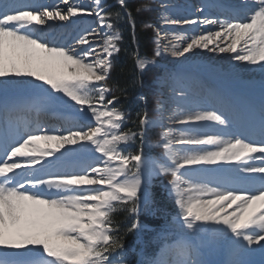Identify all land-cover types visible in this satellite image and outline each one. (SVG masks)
<instances>
[{
  "label": "snow or ice",
  "instance_id": "6c2138e0",
  "mask_svg": "<svg viewBox=\"0 0 264 264\" xmlns=\"http://www.w3.org/2000/svg\"><path fill=\"white\" fill-rule=\"evenodd\" d=\"M62 3L66 10L59 5L0 2V89L30 90L27 98L0 101V110L9 113L20 105L46 107L64 103L66 97L79 106L80 116L63 132L49 134L37 125L35 131L26 128L19 139L0 146V264H132L114 215L124 213L131 219L126 232L139 230L138 216L142 209L151 207L150 187L157 176L167 178L166 188L177 209L171 224L181 230V237L176 243L165 242L161 249L171 259L156 256L143 264H207L200 257L209 232L214 239L230 235V255L247 253L254 244L264 252V109L259 142L240 135L201 132L195 127L179 131L165 127L160 100L154 109L156 119L143 110L136 114L133 127L125 129L128 116L114 106L116 95L109 98L112 88L107 81L115 67L113 57L120 51L122 37L117 24L125 16L135 39V21L126 0H117L123 12L107 10L101 6L102 0H94L95 10L69 0ZM240 6L244 11L239 18L206 17L199 23L218 25L217 31L206 30L190 37L174 35V42L166 44L165 51L173 57H182L194 48L236 53L232 59L259 64L264 70V0H240ZM148 10V2L136 9ZM79 14L94 15L100 30L83 29L72 48L35 34L39 31H34L36 25L65 21ZM164 23L197 21L166 16ZM157 37L155 55L159 56V31ZM221 40L229 43L221 46L217 43ZM133 59L140 74L155 63L138 53ZM10 77H29L40 83ZM139 99L146 98L141 95ZM168 119L172 125H229L224 114L207 109L173 114ZM154 127L162 129L153 145L162 149L157 159L144 154L148 129ZM38 140L54 141L55 146L51 150L40 148L35 144ZM137 141L139 146L128 151L127 147ZM77 144L98 153L96 163L78 171H53L46 166V157H55L66 145ZM225 164L235 166L225 177L227 186L189 178L193 171H213L191 166L216 165L219 167L215 171L224 173ZM233 180L244 186L258 183L259 187L249 193L232 186ZM228 264L241 262L231 259Z\"/></svg>",
  "mask_w": 264,
  "mask_h": 264
},
{
  "label": "rangeland",
  "instance_id": "374dc122",
  "mask_svg": "<svg viewBox=\"0 0 264 264\" xmlns=\"http://www.w3.org/2000/svg\"><path fill=\"white\" fill-rule=\"evenodd\" d=\"M137 1L139 3L148 2L151 4V10L143 11L149 14L148 22H146L144 26L146 29H149L150 32L152 33V42H153V57L148 60L155 61V63L149 64L146 68V69L152 70L153 72V78L148 84L149 89H150L149 94L152 98V103H153V109L151 113L147 112L150 118L152 119L157 118L158 114L154 111L157 100L162 101L164 109L166 111L167 109H170V110L178 109L181 112H188L192 110H201V109L215 110L216 106L211 105L212 102L210 104L209 100L216 99L215 96L217 94L220 95L219 91H222V90L231 91V94H227L223 96L224 98L223 101H229V100L237 101L238 100L237 95H235L234 93H241V92L244 93L245 92L248 94V92L245 89H243V87L250 88V87H253V85L260 86L261 84H264V75L259 74L257 69L251 70L252 68H250L247 62H241V61H236L232 59V57L236 55V53H229V52L220 53L218 51L212 52L207 49L198 48L199 50H197V53L195 54L196 56L191 54L192 51H190L189 53H186L182 57H173L171 55L167 56L165 54L163 55L162 53L167 52L165 51L164 46L168 44L170 41L174 42V40H172L168 36L169 33L171 34L177 33L178 35L180 34V35L185 36V33L182 32L183 24L175 25V24L164 23V17L166 16L175 18L173 14L170 13V10H169L170 4L173 1L175 2L177 1L181 3V0L180 1L179 0H137ZM185 1H188V0H185ZM216 1H218L221 4L230 6L231 8L232 7L236 8V6H238V4L240 3V0H216ZM106 2L107 0H103L101 3V6L104 7ZM126 2L127 3L136 2V0H126ZM189 2H192L194 5H196L195 8L198 7L197 0H189ZM93 17L97 21V18L94 15ZM205 18H202V19L199 18L198 20L201 21ZM70 19L68 20L70 21ZM176 19H186V16L177 17ZM213 19H216V18H213ZM68 20H65V21L55 20L53 22H56V23L59 22L58 25L61 26L62 28L63 24L66 23V21ZM147 25H151V27H148ZM199 25L205 26L207 24H199ZM117 27L119 28L120 32H122L123 24H122V28L120 26H117ZM211 27L212 28L209 29L210 31L214 32L218 30V25H212ZM85 28H89V27L86 24L85 20H82L78 26H72L68 29H64L62 34L65 38H69V39H72L73 37L77 38V35L80 34L82 30ZM206 30L201 29L199 30L198 34ZM130 31L133 35L132 28ZM157 31H159L160 33L159 38L162 41L159 47V51H160L159 56L155 55V52L157 50L156 41L158 39ZM52 43L60 44L58 38L54 39ZM217 43H220L221 45L223 43L227 44L229 43V41L221 40V41H217ZM209 47H212V45H210ZM115 56L116 54L114 55V57ZM181 60L188 61L189 64H187L186 66H184L185 64H183V66L176 65ZM33 82L40 83L36 81H33ZM171 85L177 86L176 97H174L172 101L169 97L173 92L171 89ZM217 87H219L221 90L217 89ZM24 90H26V92L30 94V90H27V89H24ZM252 94H256V92H253ZM141 95H142L141 93L138 94L135 98H133L132 102L133 103L136 102V104L141 102L142 100L139 99ZM63 100L65 101L64 103H57L52 106L54 108L61 107L62 109L68 112L78 113L77 110L79 106H75L74 102L68 100V98L66 97H64ZM226 107L227 106H224L223 109L225 110ZM244 108H245L244 104H242L241 102L239 104V111L243 110ZM124 112L126 114L128 113V111H124ZM248 113H249V110H246L245 115L240 116L239 114L235 113L234 116L242 118L243 122L247 123ZM164 126L165 127H175L174 125L171 124L170 121H167L166 118H164ZM193 127L197 128L198 131L207 132V133H219L220 131H223V129L230 130L229 127L221 128V126L215 125L212 122H205L198 126L197 125H184L182 128H180V126H176L175 129L179 131V130L189 129ZM151 130L154 134L158 136L157 138L158 140L162 129L160 127H154V128H151ZM228 136H231V135L228 134ZM155 142L156 141L148 142L149 145L146 144L144 148L147 151L150 149H156L158 151V154L162 155V149L159 147L153 146ZM144 154L151 155L150 151ZM147 157H151V156H147ZM191 167L193 169L209 168L213 170L211 172L210 171L191 172L189 178L193 180L194 182L210 181L213 186L217 183H221L227 186V182L225 183L222 182V176L224 175L227 176L228 171L231 170L230 168H227V170L224 169L225 170L224 173L217 174V172L215 171V169L217 168L214 165L213 166L198 165V166H191ZM206 174L207 175L216 174V175L206 176ZM156 178H160L163 182L162 183L163 186H166V183L164 184V182H166L167 180L166 177L157 176ZM223 180L225 179L223 178ZM237 185L238 183H236L233 180L232 186H237ZM258 187H259V184L257 183L254 186H244V188L242 187V190L246 191L248 189L249 193H255ZM139 222L141 224V228L139 230H135V236L132 239V242H130V246H129V247H132L131 249L134 253V256L130 257L129 259L132 262L136 261V257H135L136 250L134 252V249H136L135 248L136 247L135 246L136 245L135 243L136 234L144 230H149V226H147L143 221L139 220ZM165 233H167L166 236H165ZM180 236H181V230L173 228L171 222L164 224V226L161 229V233H158L150 237V239L153 240L154 242L163 240L159 250L154 255V257L160 256V258H162L163 256H165L167 253L161 252V249L163 248L164 243L166 242V243L172 244V243L179 242L178 241L179 238L177 237H180ZM166 237H168V239L164 240V238ZM206 239H207V243L203 249V254L200 258L206 261L207 264H228V261L231 259L238 260L241 262V264H264V252H262L260 248H253L251 251L247 253H243V254L236 255V256L230 255V247H231L230 246V239H231L230 235L228 238H215L214 239L212 237L211 232H209L206 234ZM171 258L172 257L170 256V259ZM147 259H152V258H146V260Z\"/></svg>",
  "mask_w": 264,
  "mask_h": 264
},
{
  "label": "trees",
  "instance_id": "16d2710c",
  "mask_svg": "<svg viewBox=\"0 0 264 264\" xmlns=\"http://www.w3.org/2000/svg\"><path fill=\"white\" fill-rule=\"evenodd\" d=\"M115 1L116 0H110L109 2L111 4ZM141 4L142 3H139L137 0L136 2L126 3L135 21V39H133V35L130 31L131 27L128 21H126L127 17L125 16L124 19L117 24V26L121 28L123 24L121 32L122 39L119 43L120 51L113 58L115 67L107 81L108 85L112 88L111 95H116L118 97L114 106L121 110L128 111V118L124 125L125 129L133 127L132 121L136 119V114L138 112L146 110L151 113L153 109L152 98L149 94L150 89L148 86L153 78V72L150 69H146L142 74L138 73L135 69V61L133 59L134 53H138L140 57L146 59L153 57L152 33L144 26L146 22H148L149 14L143 11H136L137 7ZM107 10L111 12H123V9H121L118 4H113ZM138 93H142L146 99L136 104V102L133 103L132 101ZM157 138L158 136L149 128L146 139L155 141ZM138 146L139 142L137 141L131 148H133L134 151ZM151 151L158 154L156 150ZM162 183L160 178H155L150 187L152 204L150 208L143 209L140 219L154 229L151 231L144 230L136 234V249H134V252L136 250V261L132 262V264H137L141 256L147 257L153 255L154 251L157 249L158 243L151 240L150 237L160 233L159 227L161 224L172 221V218L176 215L177 209L174 200L170 198L166 186H163ZM165 183L166 182H164V184ZM114 220L120 225V234L124 236L126 251L130 252L131 257L134 256L131 249L132 247L129 246L135 236V230L130 233L126 232V229L130 226L131 219L127 218L124 213L118 212L114 215Z\"/></svg>",
  "mask_w": 264,
  "mask_h": 264
},
{
  "label": "bare ground",
  "instance_id": "6f19581e",
  "mask_svg": "<svg viewBox=\"0 0 264 264\" xmlns=\"http://www.w3.org/2000/svg\"><path fill=\"white\" fill-rule=\"evenodd\" d=\"M182 1L183 0H181V3L177 2V1L176 2L173 1L170 4V6H169V10H170V13L173 14V16L175 18L181 17V16H186V19H193V20L197 21L196 24H183L182 25V28H183L182 32L185 33L186 37H190L193 33H198L199 30H201V29L202 30H206V29L209 30L210 28H212L211 27L212 25H209V24H207L205 26H200L199 25L200 23H199V20H198L199 18L202 19V18L206 17L204 11L209 6L215 7L219 11V13H223V11H226L227 12V17L228 16L229 17L230 16H235L234 12H232V10H230L228 8V6H226L224 4H221V3H219L216 0H199V2H198L199 3V7H197V8H195L196 5H194L192 2H189V0L188 1L184 0L183 2ZM15 2L18 3V4H21L20 6H23L24 4L29 5V6H41V5L42 6H53V5H55L52 1H50L49 3H46L45 1H41V0H30V2H28V3L22 2L20 0H15ZM69 3L81 6V7L85 8V9L95 10L94 0H69ZM59 6L62 9H64V8L66 9V6L64 4L59 5ZM198 9H199V11H198ZM242 15H240V16H242ZM82 20H85V22H86V24L88 25L89 28L90 27L91 28H97L98 31L100 30L99 26H98V22L96 21V19L93 16H88L86 14H79L76 17H72L70 19L71 22H68V23H64L63 22L64 23L63 26L64 27H72L74 25L80 24V22ZM58 23L53 22V21H48L47 22L49 27H52V28H60L61 26H59ZM36 29L40 30V28L37 25L34 26V31ZM48 30L49 29H43V32H47ZM35 32H37V31H35ZM38 35L41 36V33L40 34L38 33ZM174 35H178V34L177 33H175V34L169 33L168 34V36L172 40H174ZM54 37H56V36L54 35V36L50 37V40H49L50 43L54 39ZM75 38L76 37H74L71 40H67V38H66V40L65 41L63 40L64 42L62 41L60 44L64 45L65 47L72 48V47H74L73 42L75 41ZM96 43H99V41H96ZM224 45H226V44L225 43L221 44V46H224ZM93 46H95V45H93ZM84 47H87V46H84ZM197 50H199V49L198 48H194L193 50H191L192 51L191 54L195 55L197 53ZM238 51H239V49H238ZM162 54L163 55L165 54L167 56L170 55L169 52H164ZM183 64H185L184 66H186L187 64H189V62L181 60L176 65L183 66ZM249 66H250V68H252L251 70L257 69L259 74L264 75V70H261V67H260L259 64H257V65H249ZM9 79H26V80H33L34 81V78H29V77H23V78L10 77ZM0 80H3V78H0ZM171 89H172L173 92H172V94L169 97H170V99L172 101L173 98L176 97L177 86L176 85H171ZM243 89H245L248 92V94L245 93V92L244 93H234V92H232V93L236 94L241 102H245L247 108H249L253 112H256L255 109H253V105L255 106L259 102V100H262V103L264 102V84H261L260 86L253 85V87H250V88L243 87ZM251 92L252 93L256 92V94H252ZM249 93H250V95H249ZM29 95L30 94L28 92H26V90H24V89L10 88V89H8L6 91L4 89H0V101H3L4 99H12V98H15V97L27 98ZM218 96L219 95L217 94L215 96V98L218 97ZM219 103L221 104L219 106V108H222V103L221 102H219ZM37 105H39V104H37ZM37 105H34V106L20 105V106H18L16 108V110L24 109V108H27V107L28 108L29 107H36ZM46 107H49L51 109L50 106H46ZM1 111L2 110H0V112ZM180 113H181V111H179L178 109H174V110L167 109V111L164 109V116H165L164 118H166V120L169 121V119H168L169 116H171L173 114H177L178 115ZM67 115L69 117H71V121L69 123L68 122L66 123L67 125L62 128L61 132H63L67 128L72 127L75 122L80 120V116H79L78 113H74L72 115L67 114ZM92 123H93V126H94V121ZM174 126L175 127L176 126H180V128H182L184 125H174ZM220 132L224 133L223 131H220ZM81 143H83V142H81ZM35 144L38 147H40V148H49V150H51V148H53L55 146V142L54 141L38 140V141L35 142ZM176 147H179V145H176ZM89 149H90V146L87 147V148H83L82 149L80 147V144H77V145H66L64 148H62L60 150V152L55 154V157H46L45 158L46 166H50L51 170H53V171H55V170L78 171L79 169H81L83 167H86L88 164L96 163L94 157L98 156L99 154L91 152ZM61 153H63V155H61ZM256 155H260V154L258 153ZM214 166H216V165H214ZM36 167L39 168L40 166L37 165ZM218 167L219 166H216V168H218ZM234 167L235 166L231 165V164L223 165V168L226 169V170H227V168L232 169ZM18 170H20L19 172L26 171V169H18ZM229 211H231V209H229ZM261 243H264V242H261ZM253 248H260V245L254 244L252 246V249ZM8 251H16V250H8ZM161 259H170V255L166 254Z\"/></svg>",
  "mask_w": 264,
  "mask_h": 264
}]
</instances>
